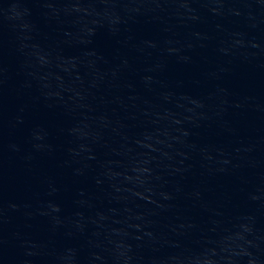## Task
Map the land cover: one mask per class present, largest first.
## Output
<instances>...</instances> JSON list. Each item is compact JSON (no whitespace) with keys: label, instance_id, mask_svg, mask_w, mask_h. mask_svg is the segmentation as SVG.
Here are the masks:
<instances>
[{"label":"water","instance_id":"obj_1","mask_svg":"<svg viewBox=\"0 0 264 264\" xmlns=\"http://www.w3.org/2000/svg\"><path fill=\"white\" fill-rule=\"evenodd\" d=\"M0 264H264V0H0Z\"/></svg>","mask_w":264,"mask_h":264}]
</instances>
